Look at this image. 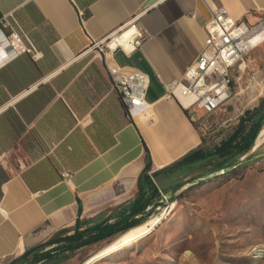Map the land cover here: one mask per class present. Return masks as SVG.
I'll return each mask as SVG.
<instances>
[{
  "label": "crops",
  "instance_id": "0c3cea01",
  "mask_svg": "<svg viewBox=\"0 0 264 264\" xmlns=\"http://www.w3.org/2000/svg\"><path fill=\"white\" fill-rule=\"evenodd\" d=\"M221 8L249 26L264 21V0H0V25L7 19L32 47L0 66V264L53 232L140 217L121 219L148 190L147 151L152 177L201 144L195 118L165 86L198 59ZM131 23L146 36L139 50L107 59L89 51ZM106 62L149 78L132 116Z\"/></svg>",
  "mask_w": 264,
  "mask_h": 264
},
{
  "label": "rangeland",
  "instance_id": "374dc122",
  "mask_svg": "<svg viewBox=\"0 0 264 264\" xmlns=\"http://www.w3.org/2000/svg\"><path fill=\"white\" fill-rule=\"evenodd\" d=\"M230 81V100L213 114L195 117L207 147L218 145L240 125L249 127L264 112V43L231 70ZM240 162L245 164L225 175L201 177L198 172L186 177L163 172L156 178L162 195L147 210L149 217L142 225L69 252L60 263L44 264H84L116 242L146 230L149 220L169 205L172 211L150 234L94 264H264V144L256 148L255 143ZM209 177L192 187L178 188ZM75 228L53 232L43 244L71 236Z\"/></svg>",
  "mask_w": 264,
  "mask_h": 264
},
{
  "label": "built area",
  "instance_id": "2783aa9c",
  "mask_svg": "<svg viewBox=\"0 0 264 264\" xmlns=\"http://www.w3.org/2000/svg\"><path fill=\"white\" fill-rule=\"evenodd\" d=\"M80 16L83 17L82 12ZM3 28H11L12 33L5 35ZM205 32V46L198 59L181 81L165 86L168 96L192 118L213 114L230 100V72L250 51L264 43V21L249 26L245 21H235L221 8L213 14ZM145 39L139 27L131 23L93 41L89 51H97L105 59L117 52L130 55L141 48ZM31 49L5 19L0 25V66ZM39 57L36 54L35 59ZM106 64L112 87L132 116L146 104L149 78L141 72H129Z\"/></svg>",
  "mask_w": 264,
  "mask_h": 264
},
{
  "label": "trees",
  "instance_id": "16d2710c",
  "mask_svg": "<svg viewBox=\"0 0 264 264\" xmlns=\"http://www.w3.org/2000/svg\"><path fill=\"white\" fill-rule=\"evenodd\" d=\"M263 127L264 112L254 119L249 127L244 128L240 125L229 137L214 147H207L205 139L201 136L199 147L191 151L179 162L165 169V172H172L176 176L184 174L186 177L198 172H201V177L221 173L239 163L241 158L253 150ZM151 168L152 162L147 151L146 167L142 178L146 182L148 190L145 189L143 196L139 198V202L137 201V208L129 211L128 215L127 212H123V217L121 218L125 220L128 217L135 218L140 216L138 219H133L122 227L118 226L119 223L110 225L106 222L82 230L77 224L73 235L50 240L37 247L34 251L26 252L21 258L11 264L60 263L62 258H66L65 255L69 252H75L81 248L97 244L144 223L149 217L147 210L154 208V202L162 195L152 180V178H158L160 174L155 173L150 177L148 172ZM49 246L55 247L50 251H45V248Z\"/></svg>",
  "mask_w": 264,
  "mask_h": 264
},
{
  "label": "bare ground",
  "instance_id": "6f19581e",
  "mask_svg": "<svg viewBox=\"0 0 264 264\" xmlns=\"http://www.w3.org/2000/svg\"><path fill=\"white\" fill-rule=\"evenodd\" d=\"M264 144V128L262 129L260 136L256 142V148L261 147ZM173 205H169V207L164 208L162 212L154 216L149 222L147 223L148 228L141 233L137 235H132L129 237L127 240L122 241V242H116L113 244L111 247L108 249L102 251L101 253L97 254L96 256L92 257L89 259L87 262L84 264H94L97 260H100L104 257H107L111 253L121 250L123 248L128 247L129 245L133 244L134 242L146 237L148 234H150L161 222L169 215V213L172 211Z\"/></svg>",
  "mask_w": 264,
  "mask_h": 264
},
{
  "label": "water",
  "instance_id": "95a60500",
  "mask_svg": "<svg viewBox=\"0 0 264 264\" xmlns=\"http://www.w3.org/2000/svg\"><path fill=\"white\" fill-rule=\"evenodd\" d=\"M243 164H245V163H244V162H239V163H237V164H235V165L229 167L228 169L224 170L223 172H221V174H222V175H225V174H227V173H229V172L235 170L236 168H238L239 166H241V165H243ZM210 178H211V177L206 178V179H197V180H194V181H189V182H187V183H185V184H183V185H180L178 188H179V189L189 188V187H192V186H194V185H196V184L203 183V182L207 181V180L210 179Z\"/></svg>",
  "mask_w": 264,
  "mask_h": 264
}]
</instances>
